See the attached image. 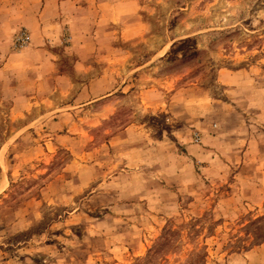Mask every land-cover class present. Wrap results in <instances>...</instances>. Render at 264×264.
Here are the masks:
<instances>
[{
  "label": "rangeland",
  "instance_id": "obj_1",
  "mask_svg": "<svg viewBox=\"0 0 264 264\" xmlns=\"http://www.w3.org/2000/svg\"><path fill=\"white\" fill-rule=\"evenodd\" d=\"M0 264H264V0H0Z\"/></svg>",
  "mask_w": 264,
  "mask_h": 264
}]
</instances>
